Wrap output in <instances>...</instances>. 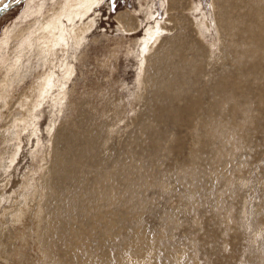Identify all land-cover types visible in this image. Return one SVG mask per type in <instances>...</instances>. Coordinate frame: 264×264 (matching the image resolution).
Wrapping results in <instances>:
<instances>
[{
	"label": "rangeland",
	"instance_id": "374dc122",
	"mask_svg": "<svg viewBox=\"0 0 264 264\" xmlns=\"http://www.w3.org/2000/svg\"><path fill=\"white\" fill-rule=\"evenodd\" d=\"M59 1L0 0V9L12 5L0 16V264H55V258L56 264H264V49L227 36L224 30L219 36L216 27L226 21L234 30H256L248 19L253 1L237 0L238 7L233 0L217 1L215 12L211 0H173L171 10L167 0H101L72 24L60 18L63 39L44 56V66L40 43L46 34L41 28L54 14L50 6ZM38 7L41 12H29ZM170 13L181 17L180 24L193 33L189 37L197 40L195 29L206 44L200 39L189 66L203 77L208 59L215 67L220 64L209 74L214 86L208 85L213 98L223 97V105L220 110L209 100L205 128H199V119L188 124L185 114L179 127L184 130H177L173 117L153 121L155 113L148 105L169 96L152 81L157 61L150 62L145 74L148 84L141 85L145 78L139 71V53L146 30L158 28L153 51L156 45L165 46L177 33L167 24ZM120 15L133 21L131 31L119 27ZM237 15L242 19L238 23ZM87 23L91 26L79 44L71 40L74 29ZM180 46L171 44L170 52L178 54ZM150 53L143 60L155 56ZM45 73L52 74L55 86L42 100L32 90ZM194 77L185 81L198 88ZM219 80L222 90L210 91L217 89ZM57 95L61 103L52 100ZM218 108L223 123L213 120ZM213 123L218 134L213 133ZM109 193L115 197H107ZM43 225H48L45 231ZM67 249L70 253H65Z\"/></svg>",
	"mask_w": 264,
	"mask_h": 264
},
{
	"label": "bare ground",
	"instance_id": "6f19581e",
	"mask_svg": "<svg viewBox=\"0 0 264 264\" xmlns=\"http://www.w3.org/2000/svg\"><path fill=\"white\" fill-rule=\"evenodd\" d=\"M59 1V0H58ZM100 1L101 0H60L59 2H55V3H53V6L51 5L50 6V10H49V12H54V14H53V16L51 17V19H48L47 20V24H46V27H44V28H41L42 29V35H43V33L45 32V34L46 35H44V36H42V39H43V43L41 44L40 43V51H41V55H40V58H42V64L45 66L46 64H47V60L45 59V55H47V53H49V51H50V49L52 48V45L55 43V42H59V41H61L62 39H63V37H62V34H61V32H60V30H62V26H61V23H60V18L61 17H64L65 19H66V22H69V24H72V22L74 21V19L75 18H80V17H83L85 14H87L88 12H92L93 11V9L94 8H96V7H98V5L100 4ZM178 1V0H177ZM217 1H220V2H227V0H211V9L213 10V11H215L216 12V9H217ZM234 1V3H236V5H237V0H233ZM236 1V2H235ZM240 1V0H239ZM244 1V0H243ZM246 1V0H245ZM248 1V0H247ZM253 1V3L251 4V7H252V17L250 16V15H248L249 17H248V19H249V21H251L252 23L251 24H253L257 29L255 30H253L252 28H251V30H234V29H232V28H229L230 26H226V21H224L225 22V24H223V23H217V25H216V27L218 28V31H217V33L219 34V36L221 35V30H224V33L225 34H227V36H231L232 38H234V39H237V40H242V42H244V41H248L249 43H251V44H256V46L257 45H260L261 47H263V49H264V0H252ZM241 2V1H240ZM175 2H173V0H167V4H168V9H175L174 8V6H175V4H174ZM245 4H247L246 2H244ZM241 4H243V3H241ZM162 5V4H161ZM181 5V4H180ZM228 5V4H227ZM230 5V4H229ZM232 5V4H231ZM40 6H42V5H40ZM232 6H234V4L232 5ZM231 6V7H232ZM243 6H246V5H243ZM229 7V6H228ZM235 7V6H234ZM236 7H238V5L236 6ZM247 7V6H246ZM226 8H227V6H226ZM241 8H243V7H241ZM43 9H44V6H43ZM47 9V8H46ZM168 9H167V12H168ZM191 9V11H192V9H193V6L190 8ZM189 9V10H190ZM195 9H196V7H195ZM239 9V8H238ZM247 9V8H246ZM194 10V9H193ZM230 10V9H229ZM235 10H237V8L235 9ZM240 10V9H239ZM238 10V11H239ZM242 10H244V9H242ZM212 11V12H213ZM220 11V10H219ZM219 11H217V12H219ZM29 12H41V8L40 7H38V9H36V10H33L32 9V11L30 10ZM153 12V11H152ZM189 12V11H188ZM226 12V11H225ZM229 12V11H228ZM236 12V11H235ZM174 13V12H173ZM173 13H170L169 15L170 16H168V19H166L167 20V24H168V26L169 27H171V26H173L176 30H177V33H174L173 34V36H172V38H171V41L169 42V40L167 41L168 43H166V42H163V43H166V45L165 46H161V44H159V45H156V47H155V49H154V51H153V44H157L158 43V41H159V36H158V33H157V31H158V28L156 27V26H154V28H149L148 30H146L147 31V36H146V38H145V40H143V44H141V48H140V53H139V55H140V60H141V62H140V69H139V71L141 70V72H144V76H143V78H145V74H146V69H147V67L149 66V64H150V62L153 60H155V61H157L156 62V64L154 65V68H153V73H154V75L156 76L152 81H153V83H155V85L157 86L156 87V89H158L161 93L163 92L164 94H168L169 96L168 97H165V95H163L164 97H163V99H161L160 97V99H159V101L157 100L156 101V99H155V103L153 104V101H151L152 103H150L148 106L150 107V111H153L155 114L153 115V121L154 122H156V123H159L158 121L160 120V119H166V117L167 116H169V118L170 117H173V118H170V120H173V122H174V124H175V126H176V128H177V130L178 129H181V128H179L180 126H181V122L183 121L182 120V118L180 119V117H183L182 115L183 114H185V117L187 116L189 119H188V124L189 123H191V121L192 120H196V119H199V121H201V122H198V124H201L200 126H199V128H202L201 126H203V128H205V124H206V121H208V118L209 117H207L208 116V112H209V107H208V103H209V100H210V102H214V105L216 106V107H219L220 108V110H221V107H222V105H223V102H222V98L223 97H217V99L216 98H213V96H212V93L211 92H209V85H210V82H209V74L211 75V72H212V69H213V71H214V65H212L211 64V61H210V59H208L207 60V62H206V64H205V70H204V76L203 77H201V76H199L200 75V73L201 72H196V68L195 69H192L191 68V66H189V64H190V62L191 61H193V60H195V53H193V50L195 49L194 47H197V48H200L199 46H200V39H201V41H202V43H204L203 42V38L200 36V33H198V31L197 30H195L194 29V31L193 32H195V35H198L197 37V40L196 39H193L192 37H189L188 36V33H190V34H193V33H191V31H190V29H189V31H188V26H183V24H180V23H182L181 21H180V18L181 17H179V16H177V15H171V14H173ZM220 13V12H219ZM240 13V12H239ZM243 13V12H242ZM49 14V13H48ZM52 14V13H51ZM230 14V13H229ZM229 14H227V15H229ZM41 15V14H40ZM50 15V14H49ZM49 15H48V17H49ZM189 15V14H188ZM226 15V16H227ZM241 15V14H240ZM243 15V14H242ZM43 16V15H42ZM152 16V15H151ZM155 16V15H154ZM217 16V15H216ZM232 16V15H231ZM244 16V15H243ZM46 17L47 16H45V19H46ZM85 17V16H84ZM128 16H118L117 18H116V21L118 22V24L120 25L119 27H121V28H124L125 30H127V31H131V29H132V23H133V21L131 20V19H128L127 18ZM218 17V16H217ZM222 17V16H221ZM229 17V16H228ZM235 18H234V21L235 22H240V21H242V19H241V16H239V15H237V16H234ZM151 18V17H150ZM226 18V17H225ZM244 18V17H243ZM250 18H251V20H250ZM82 19V18H81ZM37 20V19H36ZM80 20V19H79ZM150 20H154V19H150ZM149 20V21H150ZM223 20V19H222ZM217 21V20H216ZM231 21V20H230ZM247 21V20H246ZM43 22V21H42ZM46 22V21H45ZM189 22V21H188ZM191 22V21H190ZM217 22H220V21H217ZM244 22H245V20H244ZM44 23V22H43ZM193 23V22H192ZM191 23V24H192ZM242 24V23H241ZM248 24V23H247ZM44 25H45V23H44ZM43 25V26H44ZM85 25V24H84ZM246 25V24H245ZM81 26V25H80ZM83 26V25H82ZM91 26V23H87V25L86 26H83V27H81V29L79 30L78 28H76V29H74V30H76V32L75 33H72L71 35H72V37L70 38L71 40H73V41H75V43L76 42H78V44H79V42H80V39H81V37H82V35H83V33L85 32V31H87V29L89 28ZM157 26H158V24H157ZM72 27V26H71ZM138 27V26H137ZM136 27V28H137ZM169 27L166 29L167 31L168 30H172V29H169ZM192 27H194V26H192ZM56 28H57V30L59 31V34H57L58 36H55L54 35V31L56 30ZM80 28V27H79ZM216 28V29H217ZM67 29V28H66ZM70 29V28H69ZM79 31H78V30ZM242 29V28H241ZM50 30L52 31L51 33H50ZM182 30H184L185 31V33H181V31ZM193 30V29H192ZM38 31V30H37ZM36 31V32H37ZM72 31V30H71ZM70 31V32H71ZM173 31V30H172ZM74 32V31H73ZM34 33V32H33ZM58 33V32H57ZM86 33V32H85ZM126 33V32H125ZM173 33V32H172ZM171 33V34H172ZM217 34V35H218ZM40 35V34H39ZM68 35V34H67ZM192 36V35H191ZM50 39V40H49ZM166 39V38H165ZM225 39V38H224ZM41 40V39H40ZM222 39H221V43H222ZM238 42V41H237ZM236 43V42H235ZM245 43V42H244ZM244 43H240V44H243L244 45ZM20 44V43H19ZM62 44H64V43H62ZM171 44H177L178 45V47L180 46V45H183V46H180V49L178 50V51H176V52H178V54H174L173 52H170L171 51V47H170V45ZM205 44V43H204ZM163 45V44H162ZM206 45V44H205ZM242 45V46H243ZM247 45H249L248 43L246 44V46ZM55 46V45H54ZM59 46H61L60 44H59ZM251 46V45H250ZM254 46V45H253ZM259 46V47H260ZM32 47V46H31ZM175 46H173V49H175L174 48ZM255 47V46H254ZM260 47V48H261ZM149 48H152V49H150V50H152L151 52L152 53H150V54H152V56H154L150 61H149V56H151V55H149V56H147V57H145V60H143L144 58V56H145V54H149L147 51L149 50ZM207 48H208V46H207ZM246 48V47H245ZM244 48V49H245ZM172 49V50H173ZM226 49H228V48H226ZM232 50H233V54H234V52H235V49H233V48H231ZM237 49V48H236ZM252 49V48H251ZM250 49V50H251ZM256 49V48H255ZM262 49V48H261ZM262 49V50H263ZM149 50V51H150ZM249 50V51H250ZM257 50V49H256ZM175 51V50H174ZM211 51V50H210ZM252 52V51H251ZM261 52V51H260ZM228 53V52H227ZM253 53V52H252ZM211 54V53H210ZM245 54H248V56L250 55V52H246ZM137 55V54H136ZM165 55H167V56H165ZM261 55V54H260ZM160 56V57H159ZM235 56V55H234ZM255 55H253V57H254ZM264 56V55H263ZM262 56V57H263ZM232 58H233V56H231ZM230 57V58H231ZM258 57V56H257ZM261 58V57H260ZM260 58L258 57V59H259V61H260ZM237 59V58H236ZM240 60V59H239ZM250 60V59H249ZM264 60V59H263ZM145 61V62H144ZM183 61H185V62H183ZM258 61V60H257ZM225 62V61H224ZM228 62H230V61H228ZM254 62H255V59H254ZM143 63H144V65H143ZM213 63H215V61L213 62ZM217 63V62H216ZM256 63V62H255ZM263 63V62H262ZM225 64V63H224ZM191 65V64H190ZM218 64H216V67H218V66H220V64L217 66ZM229 66H231L230 64H228ZM240 65V64H239ZM63 66H65V65H63ZM63 66H62V71L64 70L65 71V67L63 68ZM144 66V67H143ZM222 66V65H221ZM232 66H234V65H232ZM209 67L211 68V70L209 69ZM215 67V68H216ZM235 67H236V64H235ZM201 68H202V66H201ZM239 68H241V67H239ZM142 69H143V71H142ZM204 69V68H203ZM225 69V68H224ZM234 69H236V68H234ZM216 70H218L217 68H216ZM230 70V69H229ZM66 71H68V70H66ZM148 71H149V69H148ZM222 71H224L223 69H222ZM226 71H228V70H226ZM236 71V70H235ZM68 72H70L69 73V75L71 74V71H68ZM216 73L217 72H215L214 74L216 75ZM228 73H229V71H228ZM228 73H226V74H228ZM231 73H232V70H231ZM230 73V74H231ZM238 73V72H237ZM193 74H196L197 75V77H194L193 78V81H194V83H196V82H198V88H196L194 85H193V83H191V84H188V82H186L185 80L186 79H188L191 75H193ZM214 74H213V76H214ZM218 74H220V73H218ZM233 74V73H232ZM143 74H141V76H142ZM152 75V74H151ZM213 76H211V77H213ZM220 76V75H219ZM218 76V77H219ZM234 76H235V74H234ZM239 76V75H238ZM238 76H237V79H238ZM52 74L51 73H45L44 74V76L41 78V79H39L38 80V85L34 88V90H32L33 91V94H36L37 95V98H40V99H42V100H44L45 98H47V97H49L50 96V93H51V89L55 86L54 84H53V79H52ZM217 77V78H218ZM229 77L231 78V76L229 75ZM241 77V76H240ZM69 78V76L67 75V74H65V76H64V79L66 80V79H68ZM214 78V77H213ZM221 78H224V77H222L221 76ZM229 78V79H230ZM226 79H228V75H227V78ZM236 78H235V80H237ZM243 79V78H242ZM69 80V79H68ZM149 79H147V78H145V80L144 81H142L143 83H141V85L143 84V87L145 88V86L148 84V83H146L147 81H148ZM211 80H213V79H211ZM225 80V79H224ZM152 81H151V83H152ZM233 82V81H232ZM55 83V82H54ZM214 83V82H213ZM216 83H218V84H216V85H218V87H217V89H214V88H212L210 91H212V92H218V91H221L222 90V88H223V81H221V80H219V82H216ZM61 84V83H60ZM209 84V85H208ZM232 84V83H231ZM237 84V83H236ZM212 85V84H211ZM210 85V86H211ZM60 86V85H59ZM212 86H214V85H212ZM240 86L241 85H239V87H233V89L234 88H236V90L238 89V88H240ZM62 87H63V85H62ZM242 87H243V84H242ZM144 88H143V91H144ZM231 88V87H230ZM59 89H62V88H60L59 87ZM152 89V88H151ZM156 89H155V91H156ZM228 89V88H227ZM241 89V88H240ZM231 90V89H230ZM59 91V90H58ZM155 91H153V92H155ZM158 91V92H159ZM234 91V90H233ZM233 91H231L232 93H233ZM238 91V90H237ZM237 91L235 92V94L237 93ZM139 92H140V90H139ZM157 92V93H158ZM227 92V91H226ZM240 92V91H239ZM241 92H243V91H241ZM229 94H230V92H228ZM217 94V93H216ZM237 94H239V93H237ZM35 95V96H36ZM170 95H171V97H170ZM176 95V96H175ZM218 95V94H217ZM58 96H61V95H57L56 97H54L52 100L54 101V102H58V103H61V100H58ZM140 96H143V95H140ZM222 96V95H221ZM236 96V95H235ZM216 97V96H215ZM232 97V96H231ZM210 98V99H209ZM234 98V97H233ZM237 98H239V97H237ZM35 99V98H34ZM237 100V99H236ZM236 100H234L233 102H236ZM139 102H141V101H139ZM176 102V103H175ZM180 102H182V103H180ZM227 102V101H226ZM232 102V101H231ZM228 103V102H227ZM36 104V103H35ZM233 105V104H232ZM235 105H236V103H235ZM240 105V104H239ZM181 107L182 109L180 110V111H175L174 110V108L175 107ZM172 107V110H170L169 111V113H168V110H169V108H171ZM236 107V106H235ZM239 107V106H238ZM219 108L217 109V110H215V112H214V114H215V116H214V118L215 119H213V120H218V122H222V114H221V112H220V110H219ZM228 109V108H227ZM229 110V109H228ZM241 110V109H240ZM212 111V110H211ZM236 111H238V110H236ZM243 111H244V109H243ZM246 111V110H245ZM165 113V114H163V115H160L161 113ZM227 112H229V111H227ZM95 113V112H94ZM152 113V112H151ZM151 113H149V115L151 114ZM160 113V114H159ZM231 113V112H230ZM245 113V112H244ZM159 114V115H158ZM31 116H32V114H30ZM113 115V114H112ZM115 115V114H114ZM117 116H118V114H116ZM121 115V114H120ZM226 115V114H225ZM228 115V114H227ZM239 115V114H238ZM246 115V114H245ZM108 116V115H107ZM210 116H213V115H210ZM248 116V115H247ZM94 117V116H93ZM96 117V116H95ZM246 117V116H245ZM250 117V116H249ZM249 117H247V119L249 118ZM29 118V117H28ZM115 118V117H114ZM120 118H121V116H120ZM119 118V119H120ZM225 118V117H224ZM36 119V118H35ZM93 119H95V118H93ZM116 119H118V118H116ZM182 120V121H181ZM209 120H210V118H209ZM115 121H118V120H115ZM162 121V120H161ZM25 122H26V124H25V126H27V127H29L28 126V124H29V121H28V123H27V121L25 120ZM31 124L30 125H32V119H31ZM194 123V122H193ZM197 123V122H196ZM207 123H209V122H207ZM211 123H212V121H211ZM223 123V122H222ZM187 124V123H186ZM186 124H185V127H186ZM219 124H221V123H219ZM214 123H213V128H214ZM24 126V127H25ZM34 126V125H33ZM116 126V125H115ZM191 126V125H190ZM210 126V125H209ZM110 127V126H109ZM192 127V126H191ZM208 127V126H207ZM16 129H18L19 131H20V129H19V127H15ZM187 128V127H186ZM193 128V127H192ZM192 128H191V130H192ZM198 128V129H199ZM23 129V128H22ZM25 130V129H24ZM24 130H22V131H24ZM107 130H109V129H107ZM181 130H184V129H181ZM188 130V129H187ZM195 130H196V128H195ZM205 131H207L208 132V128H206V129H204ZM19 131H17V132H19ZM153 131V130H152ZM201 130L199 129V132H200ZM203 131V130H202ZM35 132H37V128H36V130H35ZM108 132V131H107ZM109 132H110V130H109ZM33 133V132H32ZM204 133V132H203ZM213 133H215V134H218V127H215L214 128V132ZM103 134V133H102ZM200 134V133H199ZM32 135V134H31ZM110 135V134H109ZM195 135H196V133H195ZM203 135V134H202ZM17 136V135H16ZM18 137V136H17ZM100 138H101V136H100ZM111 138V137H110ZM193 138V137H192ZM20 139V138H19ZM196 139H198V138H196ZM38 140V139H37ZM109 140V139H108ZM194 140H192V142H193ZM200 141V140H199ZM92 142V141H91ZM107 142V141H106ZM105 142V143H106ZM198 142V141H197ZM201 142V141H200ZM195 143V142H194ZM193 143V144H194ZM85 145V144H84ZM204 146H205V144H204ZM71 147V146H70ZM94 146H92V148H93ZM97 148V147H96ZM204 149H206V148H204ZM78 150V149H77ZM82 150H83V148H82ZM85 150V149H84ZM81 151V150H80ZM100 151V150H99ZM111 151V150H110ZM19 152V151H18ZM105 152V151H104ZM206 152V151H205ZM102 153V152H101ZM124 153H126V152H124ZM97 154H98V151H97ZM99 155V154H98ZM126 155V154H125ZM76 156V155H75ZM80 156V155H79ZM94 156V155H93ZM97 156V155H96ZM124 156V155H123ZM69 157H70V155H69ZM77 157H78V155H77ZM76 157V158H77ZM87 157V156H86ZM92 157V156H91ZM99 157V156H98ZM101 157V156H100ZM105 157V155L103 156V158ZM71 158H72V156H71ZM102 158V159H103ZM15 159V158H14ZM73 159V158H72ZM105 159V158H104ZM110 159V158H109ZM73 160H75V158L73 159ZM76 160H78L79 161V159H76ZM75 160V161H76ZM190 160V159H189ZM192 160V159H191ZM69 161H71V159H69ZM77 161V162H78ZM77 162H75V163H77ZM126 162V161H125ZM79 163V162H78ZM101 163V162H100ZM110 163H111V165L113 164L112 163V160L110 161ZM118 163V162H117ZM72 164H73V162H72ZM93 164H95V163H93ZM102 164V163H101ZM108 164H109V162H108ZM114 164H115V162H114ZM113 164V165H114ZM58 165V164H57ZM60 165V164H59ZM110 165V164H109ZM108 165V166H109ZM55 166H56V164H55ZM61 166V165H60ZM89 166V165H88ZM58 167V166H57ZM56 167V168H57ZM96 167H99V165H97ZM112 167V166H111ZM193 167V166H192ZM60 168H63L62 166L60 167ZM86 168H89V167H85V169ZM95 168V167H94ZM110 168V167H109ZM183 168V167H182ZM71 169V168H70ZM72 170V169H71ZM89 170H91V169H89ZM94 170V169H93ZM96 171H97V169H95ZM119 170V169H118ZM121 170V169H120ZM123 170V169H122ZM111 171V170H110ZM116 172V170H113V172ZM115 172L114 173H112V174H115ZM119 172V171H118ZM121 172V171H120ZM120 172H119V174H120ZM123 172H125L124 170H123ZM122 172V173H123ZM105 173H107V172H105ZM63 174V173H62ZM95 174V173H94ZM93 174V175H94ZM99 175H101L100 173H99ZM102 175H103V173H102ZM118 177H119V175H118V173L116 174ZM45 176V175H44ZM43 176V177H44ZM74 176H77V174L76 175H74ZM96 176H98V175H96ZM104 178H105V176H103ZM113 178V177H112ZM120 178V177H119ZM92 179H95L94 177L92 178ZM96 179H97V177H96ZM124 179V178H123ZM101 180V179H100ZM109 181H111L110 179H108ZM126 180V179H125ZM124 180V181H125ZM108 181V182H109ZM122 181V180H121ZM30 182V181H29ZM50 182H52V181H50ZM115 182V181H114ZM74 183V182H73ZM110 183V182H109ZM112 183V182H111ZM116 183V182H115ZM49 184H51V183H49ZM76 184V183H75ZM84 184V183H83ZM105 184V183H104ZM103 184V185H104ZM114 183H112V185H113ZM128 184V183H127ZM58 185V184H57ZM56 185V186H57ZM124 185L125 186H128V185H126L125 184V182H124ZM44 186H46V185H44ZM55 186V187H56ZM76 185H74L73 186V188L75 187ZM77 186H79V185H77ZM122 187L124 188V186L122 185ZM121 187V188H122ZM38 188H40V186H38ZM43 188V187H42ZM52 188V187H51ZM118 188V187H117ZM129 188V187H128ZM41 189V188H40ZM46 189V188H45ZM53 189H54V187H53ZM103 189H105L106 190V188L104 187ZM51 190V189H50ZM111 190V189H110ZM110 190H108V188H107V191H110ZM46 191H47V189H46ZM46 191H45V193H46ZM85 191H87V189L85 190ZM88 191H89V189H88ZM112 191L114 192L115 190H113L112 189ZM54 192V191H53ZM43 193V192H42ZM87 193V192H86ZM104 193H107L106 191L104 192ZM112 193V192H111ZM111 193H109L108 195L109 196H107V195H105V197L107 196V197H112L113 195H111L110 196V194ZM120 193V192H119ZM125 193V192H124ZM74 194H75V192H74ZM98 194V193H97ZM96 193H95V195H97ZM113 194H115V192L113 193ZM77 195V194H76ZM95 195H92V196H94V197H97V196H95ZM122 195H123V193H122ZM68 196V195H67ZM79 196H82L81 194H79L78 195V197ZM126 196V195H125ZM44 197H45V195H44ZM57 197V196H56ZM72 197H73V195H72ZM75 197V199L76 198H78V197H76V196H74ZM104 197V198H105ZM114 197H115V195H114ZM114 197H112V199L114 198ZM123 197H124V195H123ZM41 198H43V196L41 197ZM98 198V197H97ZM125 198V197H124ZM54 199V201L56 200L55 199V197L53 198ZM57 199H58V197H57ZM60 199V198H59ZM67 199V198H66ZM72 200H73V198H71ZM75 199H74V201H75ZM99 199V198H98ZM108 199H110V198H108ZM62 200V199H61ZM69 200V199H68ZM71 200V201H72ZM78 200V199H77ZM76 200V201H77ZM84 200H88V199H84ZM100 200V199H99ZM107 200V199H106ZM111 200V199H110ZM93 201H96V200H93ZM112 201V200H111ZM115 201V200H114ZM113 201V202H114ZM121 201L123 202V199H121ZM125 201V200H124ZM57 202V201H56ZM60 202V201H59ZM79 202V201H78ZM81 202H84V201H81ZM90 203H91V200L89 201ZM50 203H52V202H50ZM63 203V202H62ZM61 203V204H62ZM73 205L75 204V203H73V202H71ZM97 203V202H96ZM105 203V202H104ZM106 203H108V202H106ZM48 204V201H47V203H46V205ZM53 204H54V202H53ZM60 204V203H59ZM60 204V205H61ZM64 204V203H63ZM81 204V203H80ZM80 204H78V205H80ZM93 204V203H92ZM109 204H110V202H109ZM26 205V204H25ZM85 205H87V202H86V204ZM91 205V204H90ZM93 205H96L95 204V202H94V204ZM92 205V206H93ZM102 205V204H101ZM108 205V204H107ZM56 206H58L57 205V203H56ZM62 206V205H61ZM76 206V205H75ZM91 206V207H92ZM89 207V206H88ZM98 207V206H97ZM52 208V207H51ZM54 208H56V207H54ZM54 208L52 209V210H54ZM65 208V207H64ZM63 208V209H64ZM100 208V207H99ZM101 208H102V206H101ZM105 209H106V207H104ZM108 208V207H107ZM43 209V208H42ZM58 209H59V207H58ZM77 209H79V208H77ZM88 209V208H87ZM93 209V208H92ZM98 209V208H97ZM47 210V209H46ZM61 210H62V208H61ZM72 210V209H71ZM71 210H70V212H71ZM74 210H75V208H74ZM80 210V209H79ZM102 210V209H101ZM42 211H45V210H42ZM48 211V210H47ZM46 211V212H47ZM89 211H93V210H89ZM98 211V210H97ZM100 211V210H99ZM103 211H104V209H103ZM108 211V210H107ZM49 212V211H48ZM50 212H52V211H50ZM70 212H68V213H70ZM44 213V212H43ZM60 213H62V212H60ZM77 214H78V212H76ZM98 213V212H97ZM102 213H104V215H106L105 214V212H102ZM106 213H108V212H106ZM45 214V213H44ZM109 214V213H108ZM85 215V214H84ZM91 215V214H90ZM103 215V216H104ZM47 216H49V215H47ZM92 216H94V215H92ZM100 216V215H99ZM43 217H44V215H43ZM43 217H41V220L43 219ZM91 217V216H90ZM106 217H108V215L106 216ZM111 217V216H110ZM44 218H46V216L44 217ZM86 218V217H85ZM95 218V217H94ZM101 218H102V216H101ZM103 218H105V216L103 217ZM49 219V218H48ZM52 219V218H51ZM43 221H44V219H43ZM43 221L42 222H40V220H39V222L41 223V225L43 224ZM46 221H49V220H47V218H46ZM56 221V220H55ZM61 221V220H60ZM67 221V220H66ZM87 221V220H86ZM85 221V223L86 224H89V223H87ZM49 222H51V221H49ZM48 222V224H50ZM68 222V221H67ZM36 223V222H35ZM37 223H38V221H37ZM36 223V225H38V224H40V223H38L37 224ZM52 223V222H51ZM96 224V223H95ZM35 225V226H36ZM85 225V224H84ZM89 225H91V224H89ZM46 226H48V225H46ZM45 225H43V228L45 227V228H47ZM51 226V225H50ZM106 226V225H105ZM110 226V225H109ZM40 227H42V226H40ZM39 227V228H40ZM69 227V226H68ZM87 227V226H86ZM104 227V226H103ZM107 227V226H106ZM36 228L37 229H39L37 226H36ZM44 228V231L46 230ZM91 228V227H90ZM68 229V228H67ZM86 229V228H85ZM84 229V230H85ZM107 229V228H106ZM42 230V229H41ZM48 230H51L50 229V227H48ZM53 230V229H52ZM64 230H66V229H64ZM92 230V229H91ZM95 230V229H94ZM38 231V230H37ZM36 231V232H37ZM44 231H42V232H44ZM67 231H69V230H67ZM77 231V230H76ZM87 232H88V230H86ZM86 231L85 232H83V233H86ZM28 232V231H27ZM70 232V231H69ZM72 232V231H71ZM109 232V231H108ZM29 233V232H28ZM40 233H41V231H40ZM46 233V232H45ZM67 233V232H66ZM37 234V233H36ZM47 234H48V232H47ZM69 234V233H68ZM44 235H46V234H44ZM72 235V234H71ZM19 236V235H18ZM20 237V236H19ZM45 237V236H44ZM40 238V237H39ZM54 238V237H53ZM75 238V237H74ZM25 239V238H24ZM58 238L56 237V240H57ZM42 240V239H41ZM43 240H45L44 238H43ZM42 240V241H43ZM52 240V239H51ZM70 240V239H69ZM48 241V240H47ZM74 241H75V239H74ZM40 243H41V241H39ZM55 242V241H54ZM53 242V243H54ZM59 242V241H58ZM65 242V241H64ZM46 243V240L43 242V244H45ZM52 244V242L51 243H49V245H51ZM67 244V243H66ZM76 244V243H75ZM40 245V244H39ZM63 245V244H62ZM62 245H60V246H62ZM65 245V244H64ZM38 246V245H37ZM79 246V245H78ZM40 247V246H39ZM39 247H38V249H39ZM66 247H69L68 245H66ZM49 250H50V248H48ZM71 249H72V247H71ZM25 250V249H24ZM44 250H46V249H44ZM68 250V249H67ZM38 251V250H37ZM66 251V250H65ZM76 251V250H75ZM40 252H42V251H40ZM44 252V251H43ZM42 252V253H43ZM47 252V251H46ZM63 252V251H62ZM70 253V251L68 250L67 252H65V253ZM61 253V252H60ZM64 253V254H65ZM41 254V253H40ZM40 254H38V255H40ZM42 255V254H41ZM41 255H40V257H41ZM90 256V255H89ZM39 257V258H40ZM52 258V257H51ZM47 259H50V257H48ZM52 259H54V257L52 258ZM78 259H80V257L79 258H77V260ZM86 259H88L87 257L85 258V260ZM90 259V258H89ZM88 259V260H89ZM51 260V259H50ZM57 260L58 259H54V261H56V263H59V262H57ZM76 260V259H75ZM84 260V261H85ZM40 261V260H39ZM52 261V260H51ZM11 262V261H10ZM12 263V262H11ZM52 263H54L53 261H52ZM55 263V264H56ZM86 263H88V262H86ZM85 263V264H86ZM47 264H48V262H47ZM61 264V263H60Z\"/></svg>",
	"mask_w": 264,
	"mask_h": 264
},
{
	"label": "water",
	"instance_id": "95a60500",
	"mask_svg": "<svg viewBox=\"0 0 264 264\" xmlns=\"http://www.w3.org/2000/svg\"><path fill=\"white\" fill-rule=\"evenodd\" d=\"M11 6H12V5L1 8V9H0V16H1L2 14H4V13H5V12H6Z\"/></svg>",
	"mask_w": 264,
	"mask_h": 264
}]
</instances>
